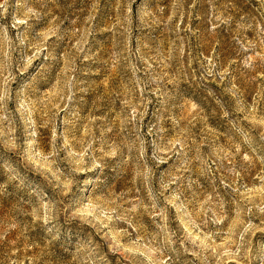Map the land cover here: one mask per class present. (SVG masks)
<instances>
[{
  "label": "rangeland",
  "instance_id": "obj_1",
  "mask_svg": "<svg viewBox=\"0 0 264 264\" xmlns=\"http://www.w3.org/2000/svg\"><path fill=\"white\" fill-rule=\"evenodd\" d=\"M0 264H264V0H0Z\"/></svg>",
  "mask_w": 264,
  "mask_h": 264
}]
</instances>
